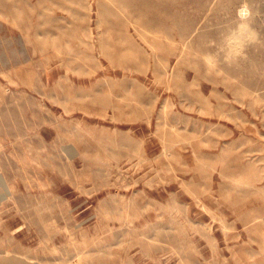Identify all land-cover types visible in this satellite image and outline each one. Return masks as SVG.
<instances>
[{
    "label": "rangeland",
    "instance_id": "374dc122",
    "mask_svg": "<svg viewBox=\"0 0 264 264\" xmlns=\"http://www.w3.org/2000/svg\"><path fill=\"white\" fill-rule=\"evenodd\" d=\"M240 4L0 0V262L264 264V47L201 59Z\"/></svg>",
    "mask_w": 264,
    "mask_h": 264
},
{
    "label": "clouds",
    "instance_id": "9594fccd",
    "mask_svg": "<svg viewBox=\"0 0 264 264\" xmlns=\"http://www.w3.org/2000/svg\"><path fill=\"white\" fill-rule=\"evenodd\" d=\"M253 13L247 0H241L234 21L228 22L218 39L209 41L212 51L201 59L209 72L218 70L221 64H238L250 59L249 50L264 47V35L252 25Z\"/></svg>",
    "mask_w": 264,
    "mask_h": 264
},
{
    "label": "bare ground",
    "instance_id": "6f19581e",
    "mask_svg": "<svg viewBox=\"0 0 264 264\" xmlns=\"http://www.w3.org/2000/svg\"><path fill=\"white\" fill-rule=\"evenodd\" d=\"M11 258H8V259H3L2 260V262H0L1 264H11L12 262H11V260H10ZM7 260V261H6ZM19 262L20 261H15V259H14V261H13V263L12 264H19Z\"/></svg>",
    "mask_w": 264,
    "mask_h": 264
}]
</instances>
